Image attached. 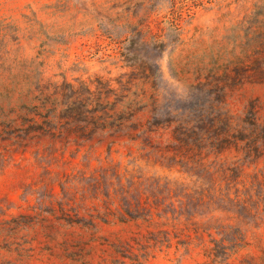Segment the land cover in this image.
I'll list each match as a JSON object with an SVG mask.
<instances>
[{"label": "rangeland", "instance_id": "obj_1", "mask_svg": "<svg viewBox=\"0 0 264 264\" xmlns=\"http://www.w3.org/2000/svg\"><path fill=\"white\" fill-rule=\"evenodd\" d=\"M260 31L264 0H0V208L6 212L0 220L34 216L33 200L20 201L22 187H38L46 170L133 166L139 151L138 142H129L130 130L82 146L70 135L63 159L65 138L55 143L58 161L46 158L51 140L32 129L46 123L53 100L63 103L66 84L98 94L95 105L110 115L143 108L132 119L141 125L151 116L153 99L165 123L207 103L205 92L194 90L197 83L224 87L227 108L239 121L253 100L264 109ZM168 139L169 132H162L163 142ZM135 165L146 175L182 178L140 161ZM34 223L0 235V264H115L118 248L134 246L131 238L145 231L117 223L83 229L41 213ZM246 241L228 264H263L258 247L264 231L248 233ZM143 264L212 263L199 248L183 253L172 247Z\"/></svg>", "mask_w": 264, "mask_h": 264}, {"label": "trees", "instance_id": "obj_2", "mask_svg": "<svg viewBox=\"0 0 264 264\" xmlns=\"http://www.w3.org/2000/svg\"><path fill=\"white\" fill-rule=\"evenodd\" d=\"M259 34L264 49V31ZM65 86L68 93L63 103L53 100L55 105L46 110V123L32 129L51 140L46 148L50 162L58 161L55 143L65 138L59 154L63 159L70 135L82 146L95 137L121 136L128 130L132 131L129 142H138V155L131 168L109 162L91 171L46 170L38 187H22L20 201L29 204L33 200L34 216L0 220V235L33 226L40 213L83 229H94L97 223L133 224L145 231L131 238L134 246L127 243L118 248L115 264H126L125 260L143 264L172 247L183 253L199 248L212 264H228V259L249 245L248 233L255 237L264 231V109L258 100L249 102L237 121L227 108L224 87L197 83L194 90L205 92L207 103L191 115L188 111L162 123L153 99L151 116L141 125L132 119L143 108L110 115V109L95 105L100 101L95 92ZM165 131L169 139L163 142ZM113 145L112 141L107 146L109 156ZM61 159V164L68 165ZM137 161L145 168L175 172L182 178L146 175L135 165ZM2 216L6 212L0 208ZM258 248L264 256V245Z\"/></svg>", "mask_w": 264, "mask_h": 264}]
</instances>
